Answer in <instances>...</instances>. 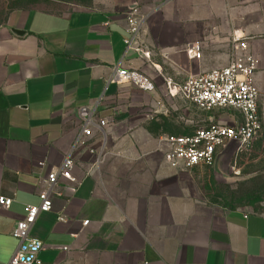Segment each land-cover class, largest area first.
Masks as SVG:
<instances>
[{"label":"crops","instance_id":"1","mask_svg":"<svg viewBox=\"0 0 264 264\" xmlns=\"http://www.w3.org/2000/svg\"><path fill=\"white\" fill-rule=\"evenodd\" d=\"M115 4L25 0L0 22V195L12 198L0 206V264L17 245L11 231L24 206L38 203L46 174L67 155L75 180L58 177L52 208L29 229L42 243L37 264H264V213L205 200L206 168L171 165L163 140L213 121L168 94L165 81L226 65L233 35L258 60L264 136V0L168 1L128 49L126 6ZM192 42L199 58L185 53ZM115 65L142 72L153 88L108 82ZM82 106H95L105 125L79 144ZM217 119L233 122L226 112Z\"/></svg>","mask_w":264,"mask_h":264},{"label":"built area","instance_id":"2","mask_svg":"<svg viewBox=\"0 0 264 264\" xmlns=\"http://www.w3.org/2000/svg\"><path fill=\"white\" fill-rule=\"evenodd\" d=\"M138 13L135 5L130 6L125 13L128 31V36L124 39L126 49L132 47L140 30L142 17ZM230 46L232 54L226 65L188 76L178 84L165 81L168 94H180L202 112H216L217 115L226 112L230 113L233 119L232 123L222 119L205 122L189 134L165 135L163 140L168 148L164 158L173 166H181L187 170L197 167L212 168L217 153L227 142L235 140L236 148L246 149L261 129L258 90L253 81L258 60L249 52L247 40L241 35H233ZM185 53L189 58H199V43L188 44ZM108 82L132 83L142 90L153 88L151 80L142 72L120 65L113 67ZM95 108L82 106L78 109L80 125L75 143L84 144L92 128L101 129L105 125L103 119H93ZM236 114L239 119H236ZM42 164L41 161L38 166ZM71 168L72 160L67 155L56 171L46 174L45 187L38 193V203L24 206L22 218L16 221L11 231L17 245L7 264L38 263L37 254L42 248V243L39 239L29 236V229L40 212L52 208L51 193L58 177L75 180ZM11 202V197L0 195V206H9ZM57 218L63 220L61 215Z\"/></svg>","mask_w":264,"mask_h":264},{"label":"rangeland","instance_id":"3","mask_svg":"<svg viewBox=\"0 0 264 264\" xmlns=\"http://www.w3.org/2000/svg\"><path fill=\"white\" fill-rule=\"evenodd\" d=\"M25 0H0V22L5 17L9 7ZM69 6H87L104 8L110 5L125 4V11L135 5L138 15L143 20L157 16L158 9L172 0H69ZM155 12V14H154ZM126 13V12H125ZM213 121L217 113L212 112ZM212 121V120H211ZM261 130V129H260ZM218 170L226 179L206 168L199 174V190L201 197L211 203L225 207H243L245 209L264 213V136L260 131L246 149L236 148L230 153H222L219 157ZM231 181V182H227Z\"/></svg>","mask_w":264,"mask_h":264},{"label":"water","instance_id":"4","mask_svg":"<svg viewBox=\"0 0 264 264\" xmlns=\"http://www.w3.org/2000/svg\"><path fill=\"white\" fill-rule=\"evenodd\" d=\"M237 147V142L235 140H230L229 142L226 143V145L217 153L216 157H215V161L213 166L215 167L216 171L218 173H223L220 170H218V165H219V157L222 153H230L232 151H234ZM216 172V173H217Z\"/></svg>","mask_w":264,"mask_h":264}]
</instances>
